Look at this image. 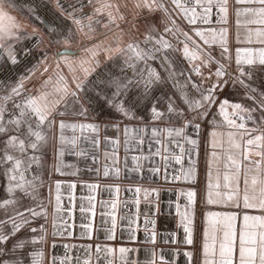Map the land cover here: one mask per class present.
<instances>
[{
	"label": "snow or ice",
	"instance_id": "snow-or-ice-1",
	"mask_svg": "<svg viewBox=\"0 0 264 264\" xmlns=\"http://www.w3.org/2000/svg\"><path fill=\"white\" fill-rule=\"evenodd\" d=\"M24 3L29 5L28 11L36 20L48 25L45 29L49 34L48 51L38 64L14 82L0 81V173L6 179L7 191V196L0 198V212L6 217L0 219V244L37 219L45 223L31 227V233L36 235L17 242L14 249L27 244H46L49 205L53 209L52 236L70 238L74 225L69 220L75 208L71 202L75 197H67L71 206L65 208L61 181L54 182V199L51 184L48 197L42 198L40 193L46 183L43 169L49 148L55 161L54 171L76 175L77 171H63L72 167L65 163V155L91 159L97 164L103 141L105 162L90 170L104 178L120 179L125 173L139 177L135 186L127 189L134 193L132 203L136 212L119 216V221L127 222L120 226L121 239L126 231L128 242L137 240L139 229L134 225L140 216L141 194L145 202H155L149 201L153 194L159 196V189L144 188L139 181L159 177L166 183L182 181L194 185L198 181L203 150L205 203L234 211L206 213L200 264H264V86L257 83L258 73H264V0H69V3L55 0L60 15L70 22L67 25L42 20L36 10L38 6H33L34 0H24ZM10 8V0H0V59L6 53L9 62L15 65L19 63L15 44L36 34L37 29L33 27L29 34L28 25L10 14ZM84 8L90 11L84 12ZM157 13L162 30L153 19ZM232 17L235 18L234 33L230 27ZM141 20L146 29L143 39L134 35L140 31ZM78 39L88 43L81 44ZM30 51L26 47L22 54ZM174 54L189 63L192 72L200 77L198 82L191 77L178 79L184 72L175 70ZM101 56L105 63L122 59L121 71L131 69L132 76L104 78L103 72L97 73ZM152 61L159 62L167 75L157 71ZM202 68L209 70L207 76ZM37 73L39 83L28 87ZM94 74L96 79L90 80ZM213 76L215 80L205 87V82ZM97 83L113 91L110 95L97 91ZM168 83L175 91L157 96L156 90ZM229 84L243 89L242 100L250 103L221 99L219 93ZM137 91L139 97L134 95L129 99V94ZM90 92L98 99H93ZM149 97L148 122L139 127L128 124L121 127L124 121L143 119L136 106ZM214 107L216 112L212 111ZM105 109L110 110L108 124L96 120V115ZM103 127L122 132L123 140L101 138ZM121 147L125 150L123 158L119 155ZM132 151L139 154L132 155L129 162L128 153ZM157 157L161 163L145 167V161ZM67 186L74 191L76 183ZM83 186L90 194L80 198L82 231L77 238L99 240L102 231L104 241H115L117 210L121 203H128L119 200L120 185L85 183ZM102 188L114 198L99 201L102 219L95 224V193ZM180 195L186 198L183 207L176 203L177 227L183 231L180 242L193 246L197 191L193 188ZM25 199L31 203L22 208ZM155 223L154 219L145 217L142 242L156 243ZM5 225L11 226L7 233ZM169 236L164 243H177L175 232ZM52 247H56L55 243ZM62 247L63 254H51L48 264H72L73 248L82 249L75 257L76 264H174L156 249H149L147 259L140 262L129 259V253L139 252L137 248L115 247L109 243ZM183 255L192 264L193 251H185ZM29 256L30 264L45 262L43 247L30 251Z\"/></svg>",
	"mask_w": 264,
	"mask_h": 264
},
{
	"label": "crops",
	"instance_id": "crops-1",
	"mask_svg": "<svg viewBox=\"0 0 264 264\" xmlns=\"http://www.w3.org/2000/svg\"><path fill=\"white\" fill-rule=\"evenodd\" d=\"M62 2L65 3L64 0ZM131 7V5H129ZM90 11V9L88 10ZM87 10L84 12H88ZM159 17L160 14L157 13L156 16L153 18L156 20V26L160 30L163 29V25L159 23ZM131 18V17H129ZM62 19L69 24L70 22L65 20L63 17ZM123 27H127L126 25H122ZM230 27L231 31L234 33L236 31L235 27V18L232 17L230 19ZM255 27V26H252ZM146 32L145 27L143 26V21L140 22V31L134 33L135 36L139 37L140 39L143 38V34ZM100 39H103V36L100 37ZM127 39V37H125ZM79 43H88V41L78 39ZM174 66L176 71H182L186 70L189 73H193L191 70V66L189 63L182 58L179 54H174ZM101 67L108 64V61L104 62V57L101 56ZM119 58L115 60L116 66L118 65ZM100 67V68H101ZM99 68V69H100ZM98 70V69H97ZM201 71L204 73L205 76L208 75L209 70L207 68H202ZM212 71H215V66H212ZM194 75V76H193ZM193 79L194 81L198 82L200 80L199 76H196L195 73H193ZM259 78V79H258ZM40 77L38 76L37 79L33 80L31 83L38 84ZM215 80V77L213 76L211 80H208L205 82L204 86L208 87L212 81ZM257 83L261 86H264V73H258L257 75ZM33 84H30V87H32ZM243 89H241L239 86H236L235 88L232 87L231 84H229L228 87H226L222 92L219 93L220 98H228L232 102H243V103H250L249 101L242 100V94ZM213 112H216L217 109L214 107L212 109ZM142 120H133V121H124L123 124H121V127H123L124 124H128L129 126H143L148 122V117L141 116ZM91 118V116H90ZM110 116H97L96 120L103 123L108 124L110 121ZM69 136L71 135V132L67 133ZM101 138L104 136H108L110 138L119 137L121 140H123V133L117 132L115 128L112 127H103L100 132ZM105 148V145L102 141L101 143V149L102 151L100 153H97L99 156V163L94 164L91 159H84L80 157H76L71 154H66L64 157V161L67 165H70L72 167H66L63 169L65 173H71L72 171H77L76 175L71 174H64L61 175L59 173H56L53 168V164L55 161L52 158V150L49 148L48 153V159L46 163V169H45V176L44 179L46 181L43 188L40 189L41 196L48 197V185L51 184L53 188V199L55 195V189H54V182L55 181H61L62 182V193L65 197L63 199V205L65 208H68L71 206V204L75 205V208L73 209L72 213V219L69 220L70 224H73L74 227L70 230L72 232V236L69 238L67 235L64 237H53L52 236V226H51V213L53 211L52 205H49L48 211H49V219L47 222V229H48V236H47V242L44 245H25V248H30V250H35L36 248L43 247V250L45 252V262L44 264H48V260L50 258L51 254H55L57 256H61L63 254V245L64 244H71V245H85L89 243H109L115 247L119 246H125L129 248H137L139 249L138 253H129V259H136L137 261L143 262L147 259L149 253V249H156L161 252L166 258H171L172 261H174V264H188L186 257H184L183 253L185 251H193V261L192 264H200V241L202 237V231L206 227V221L204 219L206 213L208 211H234V209H226L216 206H210L205 203V197H206V176H205V165H204V153L203 150H201V155L199 157V177L196 184H189L182 181H178L175 183H166L159 177L155 178H149L147 182H144L143 180H140V184L144 188L152 189L156 188L159 189V196L156 197L155 194L153 196L149 197V201H155V202H145L143 199V195L139 197L141 199V203L139 205V212L140 216L137 218V225H134V227H138L137 232V240L135 243H130L127 240V234L126 231L123 233L124 238L121 239V225H126V221H119V216L127 213L128 215H133L136 212V206L132 203V200L135 198L134 193L128 191L127 189L130 187H134L136 184V181L139 179V177L135 176V174H127L125 173L122 178L120 179H114V178H104L102 175L97 176L96 173L90 169L100 167L105 161L103 159V150ZM145 154H147V148L145 147ZM125 150L123 147H121L119 155L121 158L124 157ZM138 152L132 151L128 153L129 162L130 157L132 155H138ZM145 167L150 168L153 167L155 164L161 163L159 157L155 158L154 160L145 161ZM187 164V161L185 162ZM175 167H179V165H176ZM69 183H76L75 190H70L68 188ZM85 183H100L102 186L104 185H115L118 184L121 187V193L119 195L120 201H128L127 205H124L123 203L120 204L118 210H117V216H118V229H117V239L115 241H104L103 236L104 233L101 231L99 233V240H86V239H78L80 232L82 229L79 227V224L81 223V213L79 212V206L82 203L81 197H86L90 193L88 190L83 186ZM195 189L197 191V206H196V234H195V244L193 246H187L181 243L180 241L183 238V231L182 228L177 227L179 223V217L176 215V203L179 202L181 206L186 203V198L181 196L180 193L183 191H187L189 189ZM69 195H72L75 197V199L71 202L67 199ZM96 200H97V216L95 217V224H99L102 217L99 215V213L102 211V208L99 204V201L101 200H110L113 199V195L106 189H98L95 193ZM47 203V201H45ZM86 203V201H84ZM23 206H27V203L22 202V208ZM258 214V213H253ZM149 219H154L156 221L155 223V230L157 233V239L156 243L152 244L149 242H142L144 241L145 233L143 231L144 228V220L145 217ZM65 218L67 219V214L65 213ZM45 223L42 219L35 220V226L38 227L40 224ZM152 226L149 225V228ZM175 232L176 233V240L177 243H164L165 239H170L169 233ZM36 235L34 233L28 234L25 233L23 236L27 237L30 236V238ZM22 236V237H23ZM21 237V238H22ZM55 243L56 247L53 248L52 245ZM174 249H178V252H173ZM22 250V249H21ZM27 250V249H26ZM82 252V249L80 251H77L75 248L71 251L70 255L73 257L72 264H76L75 257L80 255ZM103 264V262H101Z\"/></svg>",
	"mask_w": 264,
	"mask_h": 264
},
{
	"label": "rangeland",
	"instance_id": "rangeland-1",
	"mask_svg": "<svg viewBox=\"0 0 264 264\" xmlns=\"http://www.w3.org/2000/svg\"><path fill=\"white\" fill-rule=\"evenodd\" d=\"M52 11L60 18L62 19V16L60 15L59 11L57 10L55 6V0H43ZM65 3H69V0H64ZM78 2V0H77ZM11 8H10V14L16 16L21 22L28 25L27 32L29 34H32L33 27L37 29L36 34L30 35V38L25 39L21 43L15 44L14 48L16 53L19 50H23L27 47L30 48V52L27 55L22 54V58L20 59V62L16 64L13 71H7L8 66L11 64L8 60L7 54L5 53L3 56V59H0V81H8V82H14L20 75L24 74L29 68H31L33 65H36L40 62L42 59L44 53L48 51V40H49V34L45 31V29L48 27L47 24L42 23L41 21L36 20L32 14L28 11L29 6L21 5L16 0H10ZM37 10V9H36ZM88 11L89 8H84L83 11ZM38 12V10H37ZM81 13H77V15H80ZM42 18V17H41ZM42 20H44L42 18ZM63 20V19H62ZM67 24V23H66ZM143 39V38H142ZM28 42L30 43L26 46ZM41 40L43 41L41 43ZM35 41V43H34ZM50 55V53H49ZM154 68L157 69L162 75H167V73L164 71L163 68L160 67L159 62L152 61L150 62ZM123 66L122 59H119L118 65L116 66L115 62H109L108 64L104 65L100 69L97 70V73L103 72L104 78H111V77H119V78H126L132 76L131 69H125L123 72L121 71V67ZM3 71V73H1ZM178 72H184L183 76H179L178 79L183 81L186 77H191L193 79V73H189L186 70L178 71ZM193 75V76H192ZM39 76V73H37L36 77H33V79L28 83V87H30V84L33 80L37 79ZM90 80L96 79V74H94L92 77L89 78ZM259 79V78H258ZM97 91L103 90L106 91L109 95L113 91V89L108 88L105 84L97 83L96 85ZM175 90L173 89L171 83L165 84L163 88H158L156 90V95L159 96L161 92L165 94H172ZM89 95L93 97V99H98V97L95 95L94 92H90ZM136 96V98L139 97V91H137L135 94L130 93L129 99L133 98V96ZM151 99V97L148 98V100H142L140 103L136 106V111L139 116L149 117L150 113L148 111V101ZM103 104V101L100 102ZM178 103L183 104L182 101H178ZM110 110L105 109L103 112L96 115L98 116H109L108 112ZM93 114L90 113V116ZM45 168L43 169V175L45 176ZM41 193V192H40ZM7 196L6 191V179L3 177L2 173H0V198H4ZM30 204L31 202L27 199L23 201V203ZM3 212H0V217H3ZM7 226V225H6ZM5 226V229L7 228ZM30 239V236H23L19 241L21 240H27ZM17 243V241L14 243V245ZM13 245V246H14ZM30 245V244H28ZM26 247V246H25ZM21 248L22 250H18L14 253L15 256H10L7 254V258L0 257L1 261L0 264H30V256L29 253L30 248ZM20 249V248H16ZM27 249V250H26ZM34 251V250H33ZM12 254V253H11ZM11 257V258H10ZM5 258V259H4Z\"/></svg>",
	"mask_w": 264,
	"mask_h": 264
},
{
	"label": "bare ground",
	"instance_id": "bare-ground-1",
	"mask_svg": "<svg viewBox=\"0 0 264 264\" xmlns=\"http://www.w3.org/2000/svg\"><path fill=\"white\" fill-rule=\"evenodd\" d=\"M19 4L21 5H26V6H29L28 4H25L24 3V0H16ZM33 6H38L36 9L38 10V14L40 15V17H42L44 20H47V21H55L57 24H62V25H67L66 22L64 20H62L60 18V16L56 15L54 13V11H52L50 9V7L43 1V0H34V5ZM30 43V41L28 42L27 40V44L26 46ZM22 50H19L16 55H17V59L19 60L20 62V59L22 58ZM16 66L13 65V64H10L7 68V71H13L14 67ZM3 73V71L1 72Z\"/></svg>",
	"mask_w": 264,
	"mask_h": 264
},
{
	"label": "flooded vegetation",
	"instance_id": "flooded-vegetation-1",
	"mask_svg": "<svg viewBox=\"0 0 264 264\" xmlns=\"http://www.w3.org/2000/svg\"><path fill=\"white\" fill-rule=\"evenodd\" d=\"M6 217L5 216H3V217H0V219H5ZM6 226V225H5ZM5 226H4V231H5V233H7V232H9L10 231V225H7L6 227V229H5ZM35 226V221L33 222V224H31V225H29V226H26L25 228H23L19 233H17V235L15 236V237H11L5 244H0V249H3V251L2 252H0V257L2 256V257H5V258H7V254H9L11 257L12 256H15L14 255V253L16 252V251H18V250H21V248L20 249H14V243L17 241L18 242V240H20L21 239V237L25 234V233H28V234H30V228L31 227H34ZM12 253V254H11ZM10 257V258H11ZM4 258V259H5ZM0 261H1V259H0Z\"/></svg>",
	"mask_w": 264,
	"mask_h": 264
}]
</instances>
